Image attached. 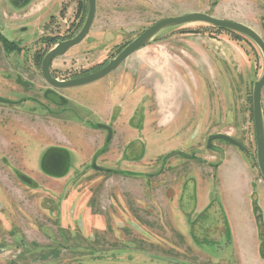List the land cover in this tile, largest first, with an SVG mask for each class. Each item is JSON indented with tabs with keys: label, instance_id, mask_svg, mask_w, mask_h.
Wrapping results in <instances>:
<instances>
[{
	"label": "rangeland",
	"instance_id": "374dc122",
	"mask_svg": "<svg viewBox=\"0 0 264 264\" xmlns=\"http://www.w3.org/2000/svg\"><path fill=\"white\" fill-rule=\"evenodd\" d=\"M53 3L60 15L31 25L4 20L29 1L0 2V96L16 102L0 103V264H264L252 101L261 49L205 23L170 27L105 78L55 89L38 60L79 33L88 0ZM97 9L93 30L53 61L54 77L93 73L157 21L193 12L264 40V0H98ZM220 134L242 148L209 143ZM52 154L59 171L47 166ZM237 192L244 208L232 225Z\"/></svg>",
	"mask_w": 264,
	"mask_h": 264
},
{
	"label": "water",
	"instance_id": "95a60500",
	"mask_svg": "<svg viewBox=\"0 0 264 264\" xmlns=\"http://www.w3.org/2000/svg\"><path fill=\"white\" fill-rule=\"evenodd\" d=\"M96 11H97V0H88V14L85 23L82 29L79 31V33L69 40L58 42L57 45L53 47L44 57L41 66L42 74L45 80L47 81V83L52 88H56V89L76 88L99 81L105 78L106 76H108L114 70H116L131 55H133L140 49L146 47L163 30L170 27H177L191 23H205L213 27L225 29L233 33H236L238 35L244 36L252 40L261 49L264 56V40L251 27L232 20L217 18L208 15L206 13L193 12L180 16L166 17L157 21L156 23L145 29L136 39H134L130 44H128L114 59L110 60L108 64H106L104 67L93 73L69 80H59L54 78L51 74V64L53 60L57 57L66 54V52L70 48L78 45L87 37L95 20ZM263 88H264V72L261 79L255 83L253 89V95H252L253 120H254L256 146H257V161H258L260 173L264 179V113H263V105H262ZM56 100H58L57 97ZM0 103H11V102L10 100H7L0 96ZM99 127L107 130L108 132L107 141H110L112 137V129L106 125H100ZM217 139L227 141L231 144L237 143L230 136L223 134L210 136L209 143ZM176 154L177 153L175 152L170 156ZM94 168L99 169L95 164H94Z\"/></svg>",
	"mask_w": 264,
	"mask_h": 264
},
{
	"label": "crops",
	"instance_id": "0c3cea01",
	"mask_svg": "<svg viewBox=\"0 0 264 264\" xmlns=\"http://www.w3.org/2000/svg\"><path fill=\"white\" fill-rule=\"evenodd\" d=\"M2 0H0V2H1ZM15 2L16 4H17V6H20V7H22V6H24L28 1H29V3H30V5H29V7L28 8H24L25 10L22 12V13H14V15H12V16H9V14L8 13H6V12H4L5 13V18H4V20H12V18L14 17V21L16 22V21H22V20H31L32 19V22H31V25H35L36 23H35V21L36 22H38L39 23V21H41L40 19H42V20H44L45 18V16H48L49 18H48V20L49 19H51L52 17H54V16H58V15H60V12L62 11V10H57V12L55 13V14H52V13H49L50 12V10L51 9H49L52 5H54V4H56V3H53L55 0H12V2ZM63 1L64 0H57V3L61 6L62 4H63ZM66 1V0H65ZM98 1V0H97ZM23 8V7H22ZM52 11V10H51ZM31 12V13H30ZM64 12H65V10H64ZM27 14H29V16H27ZM45 14V15H44ZM61 15H63V14H61ZM6 17H7V19H6ZM98 17V9H97V11H96V16H95V20H94V22H93V25H92V28H91V30H93V28L96 26V23H97V18ZM35 19V21H33ZM47 20V21H48ZM30 25V26H31ZM26 28H28V26H25ZM90 30V31H91ZM101 31H102V28L100 29ZM106 32H108V29L106 28L105 30H104V32L103 33H106ZM120 67V66H119ZM118 69V68H117ZM121 74V73H120ZM121 78V77H120ZM237 175H234L233 176V178L230 180V181H232V185L234 186V187H236V179H237ZM240 178H241V176H240ZM238 180V179H237ZM195 182V181H194ZM196 186V190H195V192L197 191V185H195ZM194 186V187H195ZM202 186V188L200 189V190H202L203 189V185H201ZM261 188H263V189H261L262 191V193H263V197H264V187H261ZM200 190H198V193H197V197H196V200H197V202H196V204H197V206H198V208H206L207 206H204L205 205V203H206V201L202 204L201 203V205H199V201H200V199H202V196L200 195V193H199V191ZM241 191V190H240ZM202 193V192H201ZM204 193V192H203ZM241 193V192H240ZM240 193L238 194V192L236 193V194H232V196H234V198H233V200H231V201H229V203H228V205H227V211L229 210L230 211V215H231V217L229 218V222H231V224H232V222H234V223H236V221H237V217H238V213L240 214V212H241V210H240V208H244L242 205H241V202L239 201V198H240ZM260 195L262 196V194L260 193ZM261 198V197H260ZM259 198V199H260ZM258 199V200H259ZM262 200V199H261ZM262 205V204H261ZM208 208V207H207ZM247 208H250V206L249 207H247ZM239 221H241V219L239 218V220H238V222ZM233 225V224H232ZM241 225V224H240ZM233 226L234 227V229H236V228H241V226Z\"/></svg>",
	"mask_w": 264,
	"mask_h": 264
},
{
	"label": "flooded vegetation",
	"instance_id": "af4514ba",
	"mask_svg": "<svg viewBox=\"0 0 264 264\" xmlns=\"http://www.w3.org/2000/svg\"><path fill=\"white\" fill-rule=\"evenodd\" d=\"M4 17H5V14H4ZM228 20V19H227ZM243 24V23H242ZM25 29V28H24ZM71 37H69V38H64V39H61V40H58L57 41V43L58 42H60V41H65V40H69ZM4 45V47L5 48H7L8 49V46L9 45H11V44H9V42L8 43H6V44H3ZM12 47H15V46H12ZM71 49V48H70ZM69 49V50H70ZM17 50V47L16 48H14V51H16ZM68 50V51H69ZM50 51V49H48V50H46V52L41 56V58H40V60H38L40 63H42L43 62V59H44V57L46 56V54L48 53ZM67 51V52H68ZM56 59V58H55ZM54 59V60H55ZM53 60V61H54ZM38 62V63H39ZM53 63V62H52ZM42 66V65H41ZM51 66H52V64H51ZM41 72H42V70H41ZM95 72V71H94ZM264 72V71H263ZM51 74H52V71H51ZM43 75V74H42ZM53 76V75H52ZM262 76H263V74H262ZM261 76V77H262ZM54 77V76H53ZM77 77H79V76H77ZM43 78H44V76H43ZM54 78H56V77H54ZM73 78H76V76H74V77H72V78H69V79H73ZM56 79H58V78H56ZM69 79H66V80H69ZM261 79V78H260ZM259 79V80H260ZM44 80H45V78H44ZM60 80V79H59ZM46 81V80H45ZM47 82V81H46ZM20 83L23 85V86H25V87H29L28 85V83H26V82H22V81H20ZM48 84V83H47ZM50 86V85H49ZM56 89V88H55ZM33 99V98H32ZM8 100V99H7ZM10 102L11 103H4V104H14V103H16L15 101H11L10 100ZM20 102V101H19ZM103 130H106V129H104V128H102ZM236 141V140H235ZM237 142V141H236ZM234 145H239V147H241V145L239 144V142H237L236 144H234ZM242 148V147H241ZM169 157V156H168ZM61 160H62V158H61V155H59V154H52V155H50L49 157H47V159H46V163H47V166L50 168V169H52V170H54V171H59L60 170V167H61ZM60 162V163H59ZM264 180V179H263Z\"/></svg>",
	"mask_w": 264,
	"mask_h": 264
},
{
	"label": "trees",
	"instance_id": "16d2710c",
	"mask_svg": "<svg viewBox=\"0 0 264 264\" xmlns=\"http://www.w3.org/2000/svg\"><path fill=\"white\" fill-rule=\"evenodd\" d=\"M218 30H222V31H226V32H229V33H233V32H231V31H228V30H225V29H218ZM233 34H236V33H233ZM236 35H238V34H236Z\"/></svg>",
	"mask_w": 264,
	"mask_h": 264
}]
</instances>
